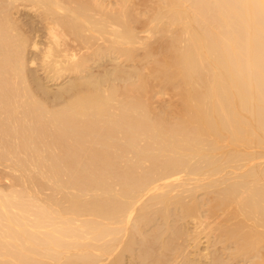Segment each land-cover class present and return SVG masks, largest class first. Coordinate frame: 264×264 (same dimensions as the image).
<instances>
[{
  "label": "bare ground",
  "instance_id": "obj_1",
  "mask_svg": "<svg viewBox=\"0 0 264 264\" xmlns=\"http://www.w3.org/2000/svg\"><path fill=\"white\" fill-rule=\"evenodd\" d=\"M0 264H264V0H0Z\"/></svg>",
  "mask_w": 264,
  "mask_h": 264
}]
</instances>
